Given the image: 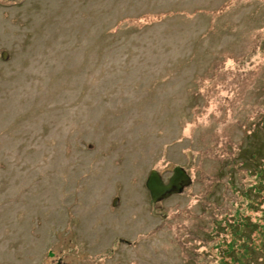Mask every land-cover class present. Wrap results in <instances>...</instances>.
<instances>
[{
  "label": "rangeland",
  "instance_id": "1",
  "mask_svg": "<svg viewBox=\"0 0 264 264\" xmlns=\"http://www.w3.org/2000/svg\"><path fill=\"white\" fill-rule=\"evenodd\" d=\"M263 145L264 0H0V264H264Z\"/></svg>",
  "mask_w": 264,
  "mask_h": 264
},
{
  "label": "trees",
  "instance_id": "2",
  "mask_svg": "<svg viewBox=\"0 0 264 264\" xmlns=\"http://www.w3.org/2000/svg\"><path fill=\"white\" fill-rule=\"evenodd\" d=\"M264 147V145L262 146V148ZM261 148V149H262ZM261 149H259L257 152H254V154H260ZM251 160H248L246 158V161L243 162L244 165H248V167L252 166L253 167V171H250V175L251 177H255L257 180V185L252 187L253 189L256 187L257 189V195H263L264 197V154H260L259 157H255L253 155H251ZM242 197V200L239 202H234V205L237 204V207L234 208L235 210L233 211V217H234V222L233 224L230 225V231L232 232V238L229 242H226L225 240V259L229 258V256L233 255L234 253L237 255H239L240 251L242 250L244 244L241 243L242 240L247 239V241L250 240V236L252 235V233H247L246 230H242L240 236H238V233H240V229L244 227L245 224V219H244V211L245 208H251L253 209L252 206V202L251 199L248 195L245 194H239ZM250 201L247 206L245 205V207L240 206V204H245V200ZM227 218V217H226ZM230 222H228L227 224H229ZM257 225H259V227L257 226H250L255 232H257L259 234L260 238H264V225H260L259 223H256ZM239 226V227H238ZM249 228V227H247ZM243 235V236H242ZM262 244L264 247V240L262 241ZM256 248V246H255ZM257 249V248H256ZM247 250V249H246ZM235 256V255H233ZM236 258V256H235ZM235 258H231V261L225 262V264H236L237 262H239L238 259ZM238 258V257H237ZM247 258L245 257V254H243L241 256V264L244 262V264H247Z\"/></svg>",
  "mask_w": 264,
  "mask_h": 264
},
{
  "label": "water",
  "instance_id": "3",
  "mask_svg": "<svg viewBox=\"0 0 264 264\" xmlns=\"http://www.w3.org/2000/svg\"><path fill=\"white\" fill-rule=\"evenodd\" d=\"M191 183L192 180L187 171L181 166H177L173 169V175L167 183L157 170H152L146 181V188L153 203L157 204L173 195L182 193Z\"/></svg>",
  "mask_w": 264,
  "mask_h": 264
},
{
  "label": "flooded vegetation",
  "instance_id": "4",
  "mask_svg": "<svg viewBox=\"0 0 264 264\" xmlns=\"http://www.w3.org/2000/svg\"><path fill=\"white\" fill-rule=\"evenodd\" d=\"M54 264H57V263H54Z\"/></svg>",
  "mask_w": 264,
  "mask_h": 264
}]
</instances>
